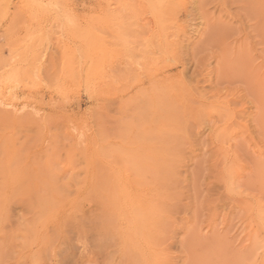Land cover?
<instances>
[{"label": "rangeland", "instance_id": "rangeland-1", "mask_svg": "<svg viewBox=\"0 0 264 264\" xmlns=\"http://www.w3.org/2000/svg\"><path fill=\"white\" fill-rule=\"evenodd\" d=\"M0 264H264V0H0Z\"/></svg>", "mask_w": 264, "mask_h": 264}, {"label": "bare ground", "instance_id": "bare-ground-1", "mask_svg": "<svg viewBox=\"0 0 264 264\" xmlns=\"http://www.w3.org/2000/svg\"><path fill=\"white\" fill-rule=\"evenodd\" d=\"M41 1V0H40ZM43 1V0H42ZM133 212V215H134V218H131V219H129V221L132 223V224H134L135 225V227L136 228H138V224H139V218H138V216H137V214H136V212L135 211H132ZM126 225V224H125ZM132 234V233H131ZM140 238V237H139ZM144 244V243H143ZM150 259V258H149Z\"/></svg>", "mask_w": 264, "mask_h": 264}]
</instances>
